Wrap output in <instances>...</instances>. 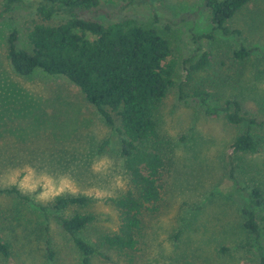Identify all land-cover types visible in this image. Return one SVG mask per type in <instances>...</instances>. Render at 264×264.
I'll return each mask as SVG.
<instances>
[{"label": "rangeland", "instance_id": "rangeland-1", "mask_svg": "<svg viewBox=\"0 0 264 264\" xmlns=\"http://www.w3.org/2000/svg\"><path fill=\"white\" fill-rule=\"evenodd\" d=\"M4 1L0 0V187L15 185L27 199L0 192V236L10 250L8 257L0 253V264H81L57 213L39 207L65 193L94 197L89 210L96 219L81 235L109 258L94 255L90 264H128L122 254L98 243L118 224L116 208L105 199L128 187L118 136L65 76H20L12 70L7 37L16 29L19 45L37 17L28 7L2 11ZM123 1L99 0V14L90 10L84 16L108 24L125 17L145 22L156 13L162 24L175 22L171 33L181 64L193 50L190 33L213 31L214 38L203 43L211 64L186 83L185 91L204 86L211 105L219 107L235 98L251 115L264 118V0H251L226 21L227 27L241 30L229 36L213 30L204 0H146L126 7ZM240 43L253 49L243 62L233 56ZM179 75V82L185 79L183 67ZM156 119L159 132L172 140L173 165L163 171L158 209L144 213L142 243L133 264H255L256 245L264 252V233L254 241L243 226L241 208L252 185L262 188L264 198V141L256 152L233 153L230 142L245 125L229 124L222 112L206 113L190 98L180 99L177 87L164 98ZM253 130L264 137V126Z\"/></svg>", "mask_w": 264, "mask_h": 264}, {"label": "trees", "instance_id": "trees-1", "mask_svg": "<svg viewBox=\"0 0 264 264\" xmlns=\"http://www.w3.org/2000/svg\"><path fill=\"white\" fill-rule=\"evenodd\" d=\"M146 0H124L123 6L140 5ZM251 0H204L210 11L213 30L225 36L240 35L241 30L225 25L238 10ZM28 7L36 20L27 27L18 45V31L7 37V59L20 76L41 73L59 74L68 78L93 104L109 128L118 136L117 149L127 177L128 187L120 195L107 197L106 202L118 212L117 229L100 236V246L122 254L128 264L142 243L143 216L158 209L161 200V177L173 165L172 140L159 132L156 113L170 90L177 87L180 99L196 102L206 113L222 112L229 124H244L230 147L233 153L256 152L264 137L253 129L264 126V118L243 109L240 100L226 99L219 107L210 104V94L204 86H185L197 72L211 64L210 52L203 46L213 39L214 32L190 33L192 53L181 64L175 57L173 38L175 22L162 24L156 13L148 21L125 17L108 24L84 16L99 14V0H5L2 11ZM161 22V23H160ZM253 52L240 43L233 51L238 62ZM185 69L180 81L179 71ZM187 83V84H186ZM187 101V100H186ZM231 178H234L230 172ZM0 192L27 199L15 186L0 187ZM248 201L241 208L243 226L258 243L264 233L263 190L259 185L248 188ZM94 197L82 193L58 194L42 211L53 210L61 228L70 236L80 256L81 264H90L94 255L109 258L98 245L88 241L81 231L96 219L89 210ZM255 264H264L263 247L256 245ZM222 250H227L222 247ZM0 253L10 254L9 244L0 236ZM52 256V251L48 252ZM242 264H250L246 260Z\"/></svg>", "mask_w": 264, "mask_h": 264}]
</instances>
